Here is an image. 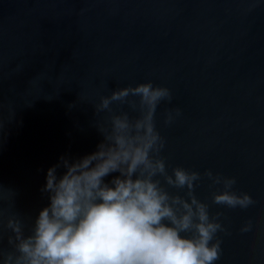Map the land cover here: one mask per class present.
Masks as SVG:
<instances>
[{"label":"water","instance_id":"95a60500","mask_svg":"<svg viewBox=\"0 0 264 264\" xmlns=\"http://www.w3.org/2000/svg\"><path fill=\"white\" fill-rule=\"evenodd\" d=\"M147 81L172 94L155 115L169 171L201 173L195 195L223 213L215 264H264V0H0V185L17 193L11 211L30 225L48 203L47 168L102 139L99 97ZM205 170L235 177L254 205L213 204L221 186ZM248 220L253 231L241 233Z\"/></svg>","mask_w":264,"mask_h":264},{"label":"clouds","instance_id":"9594fccd","mask_svg":"<svg viewBox=\"0 0 264 264\" xmlns=\"http://www.w3.org/2000/svg\"><path fill=\"white\" fill-rule=\"evenodd\" d=\"M171 100L167 87L151 81L100 96L95 116H108L93 126L102 139L93 152L61 155L47 168L41 193L48 203L30 225L11 211L17 193L9 188L5 195L0 185V264H215L222 255L219 234H227L223 213L210 214L195 195L201 173L179 166L169 171L161 155L165 140L156 109ZM113 104H126L136 115L114 112ZM180 115L178 108L166 110L164 124ZM203 176L221 186L212 193L213 204L254 205L249 194L234 190L235 177L211 170ZM253 228L248 220L239 231Z\"/></svg>","mask_w":264,"mask_h":264}]
</instances>
